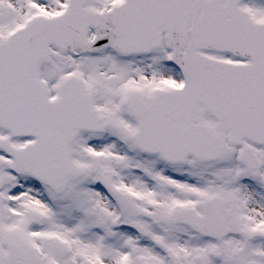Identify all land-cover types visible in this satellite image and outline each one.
Wrapping results in <instances>:
<instances>
[{
  "label": "snow or ice",
  "instance_id": "6c2138e0",
  "mask_svg": "<svg viewBox=\"0 0 264 264\" xmlns=\"http://www.w3.org/2000/svg\"><path fill=\"white\" fill-rule=\"evenodd\" d=\"M0 264H264V0H0Z\"/></svg>",
  "mask_w": 264,
  "mask_h": 264
}]
</instances>
